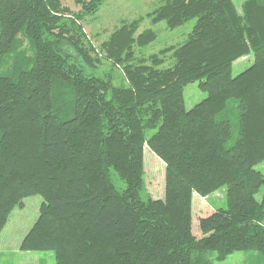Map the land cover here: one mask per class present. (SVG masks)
<instances>
[{"label": "trees", "instance_id": "16d2710c", "mask_svg": "<svg viewBox=\"0 0 264 264\" xmlns=\"http://www.w3.org/2000/svg\"><path fill=\"white\" fill-rule=\"evenodd\" d=\"M0 0V232L23 199L39 215L23 251H53L55 264H212L234 252L264 257V0H159L148 14L170 29L196 19L186 39L148 56L133 45L139 19L123 22L100 58L82 19L104 0ZM170 53L171 66L160 68ZM252 63L232 75L235 60ZM192 81L206 97L186 109ZM237 101L238 132L218 118ZM155 129L148 134V130ZM144 146L164 163V196L143 199ZM114 172L125 182L118 189ZM226 187V205L199 218L192 197ZM261 191L260 199L256 198Z\"/></svg>", "mask_w": 264, "mask_h": 264}, {"label": "rangeland", "instance_id": "374dc122", "mask_svg": "<svg viewBox=\"0 0 264 264\" xmlns=\"http://www.w3.org/2000/svg\"><path fill=\"white\" fill-rule=\"evenodd\" d=\"M237 10L240 11L243 0H233ZM62 5L71 12H77L80 5L74 0H62ZM159 5V0H104L94 14L85 16L82 27L85 35L86 45H91L94 49L92 55L97 54L100 62L95 68H86V72L96 75L111 74L112 82L115 86L127 87L128 83L122 71L117 66L104 58L101 52V44L106 41L109 35L118 28L121 23L139 19L138 29L135 35L145 29H152L156 33V38L144 46L133 45L135 56H148L158 53L160 49L168 46H177L182 43L191 31L195 20L190 19L182 25L170 29L164 21L152 23L148 14ZM253 61V55L249 54L235 60L232 64V75L235 76ZM173 59L170 53L164 56V62L159 66L166 68L171 66ZM206 97V92L198 86V81L189 82L184 88V104L189 109ZM237 101L230 100L226 110L218 118H228L232 125L233 138L238 132ZM155 129L148 130V134ZM144 164V188L141 197L145 200L148 197L162 198L164 196V163L147 146L143 150ZM264 173V161L256 166ZM113 183L118 189L125 188V182L121 180L113 171L111 172ZM226 187L223 186L212 194L200 197H192V233L200 236L199 218L205 217L216 209L225 207ZM261 191L256 195L260 199ZM42 197L39 195L28 196L23 199L21 207H15L4 228L0 232V264H55L53 251H23L20 244L26 233L31 228L39 215V207ZM212 264H264V257L253 252H234L224 260H216L215 253H211Z\"/></svg>", "mask_w": 264, "mask_h": 264}]
</instances>
